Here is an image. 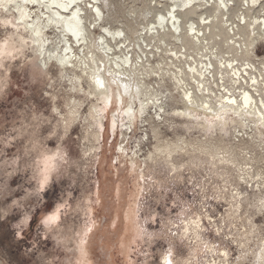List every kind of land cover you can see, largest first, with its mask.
Returning <instances> with one entry per match:
<instances>
[{
	"label": "bare ground",
	"instance_id": "bare-ground-1",
	"mask_svg": "<svg viewBox=\"0 0 264 264\" xmlns=\"http://www.w3.org/2000/svg\"><path fill=\"white\" fill-rule=\"evenodd\" d=\"M44 2L49 7H41L39 0L35 6L25 4L24 0H0V94L8 86L13 69L27 62L40 70L51 88L58 83L65 85L63 110L57 105L61 97L51 96L54 103L52 113L58 119L55 130L59 131L58 139L61 140L75 125H83V139L88 143L82 156L86 160L98 152L100 146L96 143L102 139L105 114L119 96L123 101L121 104L116 99L120 116L127 120L124 125H130L121 134L123 142L129 139L128 129L132 133L139 119L144 123L143 127H147L143 130L146 141L153 143V149L144 158L137 150L130 156V166L138 169L139 181L145 179V172L153 165L166 164L164 166L180 173L184 167L194 166L205 157L214 174L235 181L231 188H224V195L219 197L230 206L227 215L237 216L242 223L240 234L252 240L257 237L258 252L262 251L263 255L259 261L256 257L251 264H264V237H259L260 226L254 221L252 209L250 215L236 212L239 208L243 210L254 205L264 209V175L256 167L264 160V104L260 103L264 101V57L259 58L256 53L257 44L264 43V0H120L119 5L125 9L121 14L116 11L114 0H80L82 36L79 47L85 50L87 59L81 56L71 70L60 65L55 58L49 59L47 53L51 46L45 43V39L53 38L49 21H59L62 27L73 21L63 9L55 7V3L62 0ZM60 17L65 20L60 21ZM5 21L9 22L7 26ZM61 55L64 54H55L56 57ZM66 55L72 57L69 61L72 63L75 48ZM82 64H88L87 77L83 74ZM55 68L57 76L52 72ZM98 68L103 69L100 75L112 96V103L107 107L102 96L97 98L94 85L92 93L85 95L89 91L93 70ZM109 71L111 77L106 76ZM245 93L255 103L245 107ZM125 99H128L127 104ZM231 99H236L237 103H228ZM130 102L132 118L126 114ZM73 108L77 110L75 115ZM174 117L186 122L177 123ZM117 120V114H113L112 129ZM34 121L39 126L45 120L34 116ZM194 125L199 129L196 130L198 136L189 134L195 131L191 130ZM164 126L173 129V138L162 135ZM182 129H186L184 135L178 132ZM209 131L218 133L209 134ZM60 149H46L41 159L38 158L41 187L49 184L59 168L58 159H66ZM119 150L127 153L126 145ZM262 166L259 168H264ZM254 200L258 203H252ZM128 211V219H134L132 205ZM197 216V220H186L181 237L201 249L205 241L204 215ZM205 217L216 221L209 215ZM241 219L245 220L248 230ZM73 239L80 245L78 239ZM191 256L195 254L184 260L182 257L175 260L163 255L160 264H165L167 258L172 264H193L195 258ZM229 256L227 250L220 249L219 259H212L211 264H233ZM239 260L241 263V258Z\"/></svg>",
	"mask_w": 264,
	"mask_h": 264
},
{
	"label": "rangeland",
	"instance_id": "rangeland-1",
	"mask_svg": "<svg viewBox=\"0 0 264 264\" xmlns=\"http://www.w3.org/2000/svg\"><path fill=\"white\" fill-rule=\"evenodd\" d=\"M119 1L114 0L116 11L121 14L125 9ZM257 46L256 53L263 58L264 43ZM52 72L57 76L56 68ZM10 75L8 86L0 94V264H160L161 257L169 253L175 260L187 259L193 253L195 256L191 257L196 259H192L193 264H211L212 259H219L223 248L229 252L233 264H251L256 257L260 260L263 253L258 252L257 237L252 240L240 234L242 223L237 216L227 215L230 206L219 197L235 181L214 174L205 157L180 173L166 164L153 165L145 172V179L139 181L138 169L130 166V156L137 150L144 158L153 149V143L146 141L143 130L147 127L139 119L132 133L128 129L129 139L123 142L121 134L130 125H124L127 120L121 118L114 99L105 114L102 139L96 143L100 148L86 160L82 156L88 143L83 139V125H75L61 140L55 130L58 119L52 113L51 96L61 97L57 105L63 110L66 86L58 83L51 88L31 62L21 64ZM125 101L127 104L128 99ZM113 114L118 116L114 129ZM34 116L45 121L37 126ZM175 121L186 122L179 118ZM194 129L189 134L198 136L199 129L195 125L191 130ZM161 131L163 136L174 137L168 126ZM185 131L178 132L184 135ZM215 133L218 132L209 131ZM37 135L40 139L34 137ZM123 145L127 148L125 154L119 150ZM45 148L63 149L66 159H58V171L53 173L49 184L41 187L38 158ZM261 164L264 166V160L256 167L264 175V168H259ZM131 205L135 212L134 219L129 220ZM248 207L236 212L250 215L252 209L254 221L260 226L259 237H264V209L256 205ZM56 208L60 209V220L45 225L44 219ZM197 215H204L205 241L201 249L181 237L186 222L197 220ZM206 215L216 221L208 220Z\"/></svg>",
	"mask_w": 264,
	"mask_h": 264
},
{
	"label": "snow or ice",
	"instance_id": "snow-or-ice-1",
	"mask_svg": "<svg viewBox=\"0 0 264 264\" xmlns=\"http://www.w3.org/2000/svg\"><path fill=\"white\" fill-rule=\"evenodd\" d=\"M38 0H24L25 4H31L32 6H35L37 4ZM40 6L47 8L49 5H47L44 0H39ZM55 3V0H54ZM55 7L58 9H63L65 13L68 14V16L71 18L73 23L69 24L67 27H62L60 26L59 21H49V25L51 26L53 30V38L52 39H45V43L49 44L51 47L48 50V57L49 59L55 58L57 62L60 65L67 66L70 70L73 69L76 66V62L80 61V57L84 56L85 59H87V55L85 54V50L81 47H79L81 43V36H82V31H81V21L79 20V11H80V0H62L60 3H55ZM88 7H91V5H88ZM72 10L69 12V10ZM7 11V9H5ZM39 14V13H38ZM30 20L31 17H28ZM65 17H60V21H64ZM9 22L5 21L4 24L7 26ZM71 37V39H70ZM27 43V41H25ZM73 48H75V58L72 63H70V59L72 57L66 55L67 53H71L73 51ZM43 51V50H42ZM56 52H60L64 55H61L60 57H56L55 54ZM82 63V62H81ZM92 63L99 64L100 61H92ZM83 68L85 69L84 71V76H88V64H82ZM102 68H98L93 70L92 76H91V84L88 85V93L85 95H89L93 91V85L96 90V96L99 99V97H103V103L104 106L107 107L109 104L112 103V96L109 95V88L106 85L105 79L101 77L100 72H102ZM106 76L111 77L112 72L109 71L106 73ZM71 82V81H70ZM115 82V81H111ZM255 83V82H254ZM125 87V94L127 92V85ZM80 91H83L81 88ZM117 101L121 104H123V101L120 100V97L117 96ZM191 103V101H189ZM230 104H236L237 101L236 99H231L228 101ZM250 103H255L250 96H248L247 93L244 94L243 97V104L245 107H247ZM261 104H264V101H260ZM207 107V105H205ZM143 105L140 106V110L142 111ZM99 111V110H97ZM162 111V109H161ZM77 112L76 108L72 109V113L75 115ZM126 114L129 116V118L133 117V111H132V103L130 102L127 107H126ZM44 182H47V176L44 177ZM264 204V202H262ZM59 214H60V209L56 208L55 211L52 212L51 215L47 216L43 223L45 225H54L57 220L59 219ZM171 253H169V256ZM165 264H172V260L170 258L166 259Z\"/></svg>",
	"mask_w": 264,
	"mask_h": 264
}]
</instances>
